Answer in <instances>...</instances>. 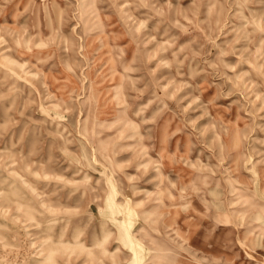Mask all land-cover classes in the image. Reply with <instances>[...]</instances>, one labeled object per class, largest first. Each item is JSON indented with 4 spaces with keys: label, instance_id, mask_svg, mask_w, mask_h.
<instances>
[{
    "label": "rangeland",
    "instance_id": "obj_1",
    "mask_svg": "<svg viewBox=\"0 0 264 264\" xmlns=\"http://www.w3.org/2000/svg\"><path fill=\"white\" fill-rule=\"evenodd\" d=\"M0 264H264V0H0Z\"/></svg>",
    "mask_w": 264,
    "mask_h": 264
},
{
    "label": "bare ground",
    "instance_id": "obj_2",
    "mask_svg": "<svg viewBox=\"0 0 264 264\" xmlns=\"http://www.w3.org/2000/svg\"><path fill=\"white\" fill-rule=\"evenodd\" d=\"M123 207V213H124V217H123V221L125 222H130V216L132 215V209L130 208V206L128 205V203H126L125 205L122 206ZM144 252L141 249L136 248V254L138 255V259L142 258L144 255Z\"/></svg>",
    "mask_w": 264,
    "mask_h": 264
}]
</instances>
